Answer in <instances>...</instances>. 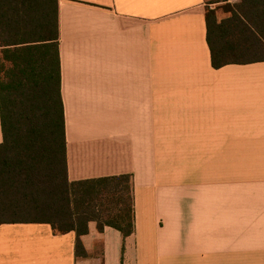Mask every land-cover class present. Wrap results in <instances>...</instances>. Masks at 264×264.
<instances>
[{
    "label": "crops",
    "instance_id": "obj_1",
    "mask_svg": "<svg viewBox=\"0 0 264 264\" xmlns=\"http://www.w3.org/2000/svg\"><path fill=\"white\" fill-rule=\"evenodd\" d=\"M59 24L69 181L131 175L136 230L91 222L78 257L4 223L0 264H264V62L213 67L205 0H59Z\"/></svg>",
    "mask_w": 264,
    "mask_h": 264
},
{
    "label": "trees",
    "instance_id": "obj_2",
    "mask_svg": "<svg viewBox=\"0 0 264 264\" xmlns=\"http://www.w3.org/2000/svg\"><path fill=\"white\" fill-rule=\"evenodd\" d=\"M230 14L206 8L213 67L264 62V0H215ZM261 55V56H260ZM0 166L19 172V207H0V224L45 223L81 237L95 222L125 238L136 230L133 177L69 181L61 94L59 0H0ZM15 179L18 178L14 175Z\"/></svg>",
    "mask_w": 264,
    "mask_h": 264
},
{
    "label": "rangeland",
    "instance_id": "obj_3",
    "mask_svg": "<svg viewBox=\"0 0 264 264\" xmlns=\"http://www.w3.org/2000/svg\"><path fill=\"white\" fill-rule=\"evenodd\" d=\"M213 1H215V0H205L206 8H208L209 10H215L217 20L220 22L223 19L227 18L230 14L225 12V9H224L225 4L224 3L212 4L211 2H213ZM238 2H240V0H230V4H236ZM260 54L262 56L264 55V53H262V52Z\"/></svg>",
    "mask_w": 264,
    "mask_h": 264
}]
</instances>
